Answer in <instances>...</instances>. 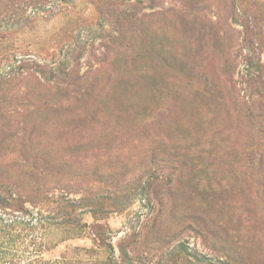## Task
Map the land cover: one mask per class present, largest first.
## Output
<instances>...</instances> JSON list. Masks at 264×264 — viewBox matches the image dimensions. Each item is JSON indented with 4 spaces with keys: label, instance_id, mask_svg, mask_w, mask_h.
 <instances>
[{
    "label": "rangeland",
    "instance_id": "374dc122",
    "mask_svg": "<svg viewBox=\"0 0 264 264\" xmlns=\"http://www.w3.org/2000/svg\"><path fill=\"white\" fill-rule=\"evenodd\" d=\"M263 67L264 0H0V195L111 264H264ZM68 224L0 264H106Z\"/></svg>",
    "mask_w": 264,
    "mask_h": 264
},
{
    "label": "trees",
    "instance_id": "16d2710c",
    "mask_svg": "<svg viewBox=\"0 0 264 264\" xmlns=\"http://www.w3.org/2000/svg\"><path fill=\"white\" fill-rule=\"evenodd\" d=\"M253 65L257 67L256 69L259 71L258 74H260L262 72L260 70L262 68L260 62ZM26 203L27 202L21 194H17L16 196L12 194L0 195V211L2 212L0 214V232L7 235L8 240H12V238H20V235L16 234L17 229L20 232L32 230H39L41 232V230L47 231L51 229H59L60 227L69 226L68 223H73L77 229L89 228V232L93 233L98 245L103 247L106 253H108L106 264H111L113 261L112 255L114 254V250L110 243L107 242V238L98 233V228L102 227L98 225H90L89 227L86 224H81L83 212H78L80 209V200L62 199L59 201V212L56 216L45 215L39 212L38 218L34 217V212L26 207ZM72 214H74L73 218ZM52 247L53 246H51L50 249ZM90 251L91 250L89 249H83L82 252H84L85 255H89ZM53 264H92V259L87 256H80L75 259H69L66 256H62L54 261Z\"/></svg>",
    "mask_w": 264,
    "mask_h": 264
}]
</instances>
